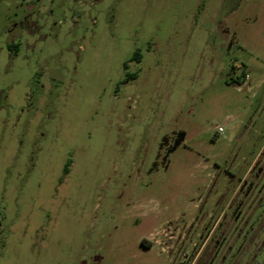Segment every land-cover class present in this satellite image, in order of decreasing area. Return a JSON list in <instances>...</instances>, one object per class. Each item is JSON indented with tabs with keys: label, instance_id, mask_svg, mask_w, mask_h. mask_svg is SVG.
Segmentation results:
<instances>
[{
	"label": "rangeland",
	"instance_id": "1",
	"mask_svg": "<svg viewBox=\"0 0 264 264\" xmlns=\"http://www.w3.org/2000/svg\"><path fill=\"white\" fill-rule=\"evenodd\" d=\"M263 150L264 0H0V264L239 263Z\"/></svg>",
	"mask_w": 264,
	"mask_h": 264
},
{
	"label": "trees",
	"instance_id": "2",
	"mask_svg": "<svg viewBox=\"0 0 264 264\" xmlns=\"http://www.w3.org/2000/svg\"><path fill=\"white\" fill-rule=\"evenodd\" d=\"M140 55L138 53H136L135 57L136 59L139 60ZM248 174L243 177H241V183L238 184L236 186L235 189H232V186L230 185L228 188V192L224 193L223 195L220 196V200L219 202L216 204L217 208L216 211L213 214V219L215 218L214 216H218L217 219H214V222L211 224L210 228L208 229V231H216V229L218 228L219 224L221 223V221L223 220V218L225 216L228 217V214L230 215L232 221H233V217L235 218L236 216V210H238L240 207L237 205L236 209L234 210V197L240 193L242 190H244V192H252L253 189L254 192H256L257 188L259 186H264V150L262 152V154L260 155L259 159L255 162L254 166H249L248 168ZM246 171V173H247ZM254 171V172H253ZM248 186V187H247ZM245 187H247V189H244ZM246 197V196H245ZM229 209V210H228ZM234 210V212L232 211ZM257 222H260L261 219L260 217L257 218ZM231 222V221H228ZM255 225V224H254ZM235 231L234 226L227 224L224 231ZM236 231H240L239 229ZM205 239V238H204ZM203 239V240H204ZM211 237L209 239L206 238L204 245L202 247V251L199 254V257L197 259V263L196 264H214L213 262V258L215 255V251L217 248V245H211ZM219 242V241H216ZM262 248H264L263 246H252L251 247H247V251L243 253L242 249L239 248L238 251L240 253L239 255V260H237L236 264H264V262H262L261 260L258 259V255L261 254V250ZM246 255V258L243 259V255ZM236 260V259H235ZM247 261V262H246ZM246 262V263H245ZM189 261L186 263L188 264Z\"/></svg>",
	"mask_w": 264,
	"mask_h": 264
},
{
	"label": "flooded vegetation",
	"instance_id": "3",
	"mask_svg": "<svg viewBox=\"0 0 264 264\" xmlns=\"http://www.w3.org/2000/svg\"><path fill=\"white\" fill-rule=\"evenodd\" d=\"M168 139V140H167ZM165 140H167V147H168V149H169V152H171L172 151V148L174 147V145L176 144V143H179L180 142V140H179V138L177 139V138H175V137H166V139Z\"/></svg>",
	"mask_w": 264,
	"mask_h": 264
},
{
	"label": "built area",
	"instance_id": "4",
	"mask_svg": "<svg viewBox=\"0 0 264 264\" xmlns=\"http://www.w3.org/2000/svg\"><path fill=\"white\" fill-rule=\"evenodd\" d=\"M217 130H218V132H223L224 128L222 126H219Z\"/></svg>",
	"mask_w": 264,
	"mask_h": 264
},
{
	"label": "crops",
	"instance_id": "5",
	"mask_svg": "<svg viewBox=\"0 0 264 264\" xmlns=\"http://www.w3.org/2000/svg\"><path fill=\"white\" fill-rule=\"evenodd\" d=\"M180 143H181V142L177 143V146H179V144H180ZM175 145H176V144H175ZM175 145H174V147H175ZM177 146H176V147H177ZM174 147L172 148V150H174V149H175Z\"/></svg>",
	"mask_w": 264,
	"mask_h": 264
},
{
	"label": "water",
	"instance_id": "6",
	"mask_svg": "<svg viewBox=\"0 0 264 264\" xmlns=\"http://www.w3.org/2000/svg\"><path fill=\"white\" fill-rule=\"evenodd\" d=\"M176 146H177V143H176L175 147H176ZM175 147H174V148H175Z\"/></svg>",
	"mask_w": 264,
	"mask_h": 264
}]
</instances>
